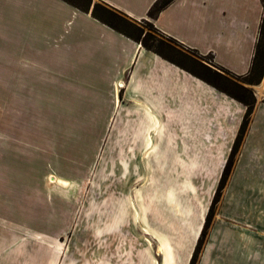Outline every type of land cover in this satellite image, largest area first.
I'll list each match as a JSON object with an SVG mask.
<instances>
[{"label":"rangeland","instance_id":"374dc122","mask_svg":"<svg viewBox=\"0 0 264 264\" xmlns=\"http://www.w3.org/2000/svg\"><path fill=\"white\" fill-rule=\"evenodd\" d=\"M151 33L195 74L208 79L199 63L216 69L211 55ZM183 71L175 103L159 108L153 145L136 153L122 131L96 132L101 119L41 117L33 101L20 117L0 92V264H217L233 257L234 242L252 243L264 213L234 172L250 148L263 155L254 138L264 127V73L233 153L246 107Z\"/></svg>","mask_w":264,"mask_h":264},{"label":"crops","instance_id":"0c3cea01","mask_svg":"<svg viewBox=\"0 0 264 264\" xmlns=\"http://www.w3.org/2000/svg\"><path fill=\"white\" fill-rule=\"evenodd\" d=\"M101 1L133 21L151 22L186 49L211 55L235 75L250 69L264 11L261 0H174L154 19L148 10L156 0ZM185 75L61 0H0V92L20 117L30 115L26 107L33 101L41 117L101 119L96 132L122 131L130 140L127 150L136 153L153 145L159 108L175 103ZM254 139L264 143V127ZM257 151L250 148V158L238 162L234 176L236 188L264 213V149L261 159ZM256 222L252 243L234 242L233 257H215L217 264H264V217Z\"/></svg>","mask_w":264,"mask_h":264},{"label":"trees","instance_id":"16d2710c","mask_svg":"<svg viewBox=\"0 0 264 264\" xmlns=\"http://www.w3.org/2000/svg\"><path fill=\"white\" fill-rule=\"evenodd\" d=\"M61 1L65 2L66 4L72 6L73 8L83 13L90 14L92 18L105 24L109 28L122 34L123 36L136 42L137 44H140L145 50L158 55L162 59L187 71L193 76L200 78L201 80L208 83L218 91L226 94L230 98L242 103L246 107V113L243 117L239 134L235 140V145L233 147L234 151L232 150L233 153H235L237 146L240 143L243 134L245 133V129L248 125L250 115L255 106V99L253 97L250 87L254 85H258L261 82L264 73V11L261 18L258 38L255 45L254 55L249 71L245 75L237 76L231 73L230 71L218 67L216 65L214 66L216 67V69L212 70L207 65L199 63L198 65L201 67V69L204 72H206V74H208L209 76V77L207 76L208 79H206L203 75L202 76L197 75L193 71L184 67L182 64L177 63L173 59L169 58L166 53L160 50L159 48L160 46H163L168 49H171V47L153 37L151 32H156L160 35L162 34L153 26L151 22L145 20L141 22L133 21L123 13L107 6L106 4L93 3L92 0H61ZM173 1L174 0H156L148 10L149 19L156 18L158 14L166 7H168ZM261 3L264 8V0H261ZM145 27L149 30V32H145ZM166 38L169 41L176 42L175 40L169 37ZM154 42H157L158 47L153 46ZM245 94L249 95V99H246ZM229 168H230V162L228 161V164L226 165L224 171L225 173L224 179L229 174V170H230ZM205 228H206V223L203 229L201 230L200 240H198L199 245L202 240L201 237L205 233Z\"/></svg>","mask_w":264,"mask_h":264}]
</instances>
